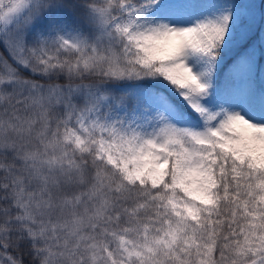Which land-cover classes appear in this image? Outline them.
I'll return each mask as SVG.
<instances>
[{
  "label": "snow or ice",
  "instance_id": "1",
  "mask_svg": "<svg viewBox=\"0 0 264 264\" xmlns=\"http://www.w3.org/2000/svg\"><path fill=\"white\" fill-rule=\"evenodd\" d=\"M0 264H264V0H0Z\"/></svg>",
  "mask_w": 264,
  "mask_h": 264
}]
</instances>
